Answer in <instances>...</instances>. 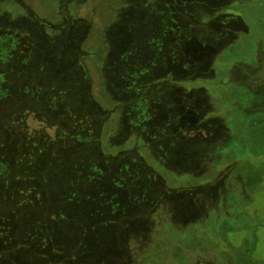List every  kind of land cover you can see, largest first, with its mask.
<instances>
[{
    "label": "rangeland",
    "instance_id": "1",
    "mask_svg": "<svg viewBox=\"0 0 264 264\" xmlns=\"http://www.w3.org/2000/svg\"><path fill=\"white\" fill-rule=\"evenodd\" d=\"M0 264H264V0H0Z\"/></svg>",
    "mask_w": 264,
    "mask_h": 264
}]
</instances>
